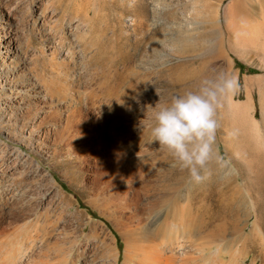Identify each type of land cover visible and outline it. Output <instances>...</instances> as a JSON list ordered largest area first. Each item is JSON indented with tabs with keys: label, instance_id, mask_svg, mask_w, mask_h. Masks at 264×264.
Masks as SVG:
<instances>
[{
	"label": "rangeland",
	"instance_id": "obj_1",
	"mask_svg": "<svg viewBox=\"0 0 264 264\" xmlns=\"http://www.w3.org/2000/svg\"><path fill=\"white\" fill-rule=\"evenodd\" d=\"M39 1L47 0H0V24L8 23L3 36L15 35L20 43L17 56L8 60L2 45L13 39L0 40V84L8 87L4 84L9 75L35 90L21 112L9 107L0 111V260L5 258L3 243L13 247L28 234L35 237L32 222H38L45 226L48 245L62 247L60 264H135L139 232L161 244L173 264L183 263L185 256L190 261L185 264H251L254 258L264 264V0H206L217 7L222 29L226 25L228 32L216 46L204 43L203 28L197 29L193 41L203 45L184 53L174 50L169 39L181 24L202 22L192 0H157L154 27L148 0H60L55 12L45 8L50 0L36 10ZM87 8L95 27L108 25L110 42L115 40L112 31L128 35L132 44L141 39L138 59L122 71L120 80L122 88L134 79L132 74L142 76L136 88L145 114L135 108L107 114L109 106L101 97L99 107L77 104L79 109L65 125L56 113L60 104L43 94L42 86L35 88L43 80L61 82L64 70L73 68L80 73L76 88L81 92L101 82L100 66H88L79 58L62 60L68 42L60 45V39L69 38L75 50L79 47L69 26L74 23V32H80L85 27L80 17ZM138 9L147 14L142 27L136 25ZM131 16L136 17L133 25ZM173 66L200 69L209 78L221 71L234 74L240 88L230 99L249 101L258 123L256 132L249 130L231 110L230 99L226 102L215 143L223 168H212L210 178L200 184L173 167L169 153L151 138L153 115L148 113L157 110L156 103L168 105L162 101L169 83L150 73ZM116 120L124 126L113 149L109 125ZM123 168L130 176L122 174ZM136 192L138 202L132 199ZM169 198L173 207L164 202ZM182 227L194 232L195 243L206 245L202 253L170 250L168 238L181 236ZM17 228L16 236L12 232Z\"/></svg>",
	"mask_w": 264,
	"mask_h": 264
},
{
	"label": "bare ground",
	"instance_id": "obj_2",
	"mask_svg": "<svg viewBox=\"0 0 264 264\" xmlns=\"http://www.w3.org/2000/svg\"><path fill=\"white\" fill-rule=\"evenodd\" d=\"M47 1H39L35 5L36 10H42V6ZM148 1L150 2V7L147 10H149L151 13V20L153 19L154 21L152 27H154L157 25V21L154 20V14H156L158 3L157 0ZM192 3L196 7L200 8L198 14L201 16L202 22H204H201L202 24L200 23L196 26H193V24L198 23L196 21H188L186 24H181L178 34H176L175 36H171L172 39H169L170 42L173 43V47H175L174 50H176L178 53L196 51L201 48L203 43H200L201 41H193L194 38L192 37L193 32L197 29L203 28V31L201 33V39H203L204 43H214L217 44L216 46L221 45L222 34H224V31L228 32V27L226 25L224 29H222L218 9L214 4L206 0H192ZM46 4V9L48 8L52 12H55V10L60 6V0H50ZM234 4L235 3H232V5ZM138 10L140 14H135L138 19L136 17L131 16V18H128L129 24L133 25L135 23L136 18V25H138V27H142L144 23H146L147 25L148 22L145 9ZM203 14H207L208 16L206 20ZM63 15L64 13H62L61 16L59 14L57 18L58 22ZM80 18L85 25V27L80 30V32H74L76 30V26L73 25L74 23L69 26V30L71 34L75 36L76 43L78 44L77 46L79 47L75 50V43L73 44V41L69 38L60 39V45L61 42L64 43L65 40H67L68 42L66 48H63V50H61V52H63L62 60L66 58L69 59L70 57L72 62H76L79 58L82 59V61L79 60L81 63L84 62L88 66H100L99 68H101V73H99V78L101 82L97 83L95 89L91 88L90 90H88L86 88L83 90V92H81L80 90H78V88H76V86L79 84L77 83V81L80 80V73L78 70H75L73 68L71 70H64V79L61 80V82L56 83L52 80L53 83H49L47 82L48 80H43V83L39 81L40 85L38 83L35 88L42 86L44 92L43 94H48L49 97L53 98L54 101L56 100L57 103L60 104V112L58 113V111L56 110V113L58 116H60V118H64L66 123L65 125H68V122H70L71 117L74 113H76L75 111L79 109V107L77 108V104L80 105V103H83L81 105L84 106L85 104V106L87 107L89 103H91L92 105L99 107L100 105L97 104L96 101H98L101 97L104 99V102L107 103V105L109 106L108 109L105 111V113L107 114H120L119 112L126 108H135L138 109L140 114H145L147 108H145L146 106L140 102L141 96L140 94H138L139 92L136 88V86L142 85V76L137 79L135 74H132L134 79L122 88L121 86L123 85L120 80L122 71H128V66L130 62H133L135 58L138 59L141 47V39H135L134 44H132V42H129L128 35H123L120 32L117 33L115 31H112L115 36V40L112 41L111 39L110 42L106 34V30L108 31V25L104 24L102 26L95 27L92 24V16L89 15L88 8L87 12H85L84 14L82 13ZM144 20H146V22H144ZM71 23L72 22H70L69 24ZM204 23L206 24L204 25ZM7 24H0V40L2 39V37L4 39H13V42H11L10 39H6V44L2 45V47L8 51V54L10 56L6 58L10 60L11 57L15 58L17 56L15 54L17 48L20 47V43L13 34V36H11V34L3 36L5 30H7L8 28ZM150 43L152 44V46L156 44L155 36L150 37ZM153 52L155 54L154 50ZM3 61L4 57L0 52V63ZM119 64H123L122 67H118ZM151 69L156 70L157 68ZM151 71L153 72H151L150 74H152L156 80L162 78H166V80H168L169 88L166 91L164 100L162 101L163 104H169L173 95H182L187 91L195 90L203 79L209 78L200 69L190 67L173 66L169 71L159 69L156 71L157 75L154 70ZM15 72L13 74H15ZM5 79L6 83L4 85L8 84L9 86H3L2 82L0 84V111H2L5 107H9V110L21 112L23 108L20 107L32 101L35 90L34 88L30 89L29 87H27L24 82H16L14 79L10 78L9 75H7ZM30 96H32L31 99ZM230 101L231 110L235 112V115H237V117L241 119L242 125L248 127L249 130L253 128L254 130L252 131H255V126L258 123L254 118H252L251 113L249 112L250 102H232L231 99ZM127 103L129 104L127 105ZM153 113L154 110L150 111L148 114L153 115ZM123 126L124 123L122 121L119 122L118 120L109 125L110 133L114 137V143L111 145L113 149L115 143L121 137V131ZM124 167H127V165L125 164ZM219 168H223V165L220 164L213 166V169H215L216 171H218ZM121 172L123 175L127 174L128 176H130V171L128 170V168H123ZM132 199L134 200V202H138L139 198L137 192L132 195ZM164 202L171 207L174 206V200H171V198L165 200ZM32 224L37 226L38 232L36 233L35 237H33V234H28L24 240H22L15 246L13 245V247H9V245L6 246L7 244L3 243V245L5 246V249L3 250V255L5 258L1 257L0 264H60V252H62L63 250L62 247H60L59 244H53L52 246H49L48 242L45 241L46 239L44 240L45 235L47 234L45 226H39L38 222H32ZM136 225V227L141 226L140 219L138 220ZM182 228L184 230L182 229L181 236L176 235L174 236V238H172L171 236L168 238L169 241L167 242V244L170 246V250L180 252L188 248L195 249V252L198 251L202 253L203 249L206 248V245L201 243L202 245L200 246L198 245L199 243H195L193 239L195 235L194 232L192 233L190 229H185V227ZM18 229L19 228L14 229L15 232L13 231L12 233L14 234L18 232ZM41 230H44L45 233L41 234ZM9 234H11V232ZM17 234L18 233H16V236ZM136 240L137 260L135 264H173L171 261H168V258H166V256L162 253L163 246L161 244H156L153 239L143 235L140 232ZM167 244L164 243V245L168 247ZM188 258L189 256H185L183 259V263L181 264L190 262ZM244 263L245 261L243 260L242 264ZM61 264H64V262ZM251 264H257L255 258L252 260Z\"/></svg>",
	"mask_w": 264,
	"mask_h": 264
},
{
	"label": "clouds",
	"instance_id": "obj_3",
	"mask_svg": "<svg viewBox=\"0 0 264 264\" xmlns=\"http://www.w3.org/2000/svg\"><path fill=\"white\" fill-rule=\"evenodd\" d=\"M239 88L234 74L221 71L203 79L195 90L173 95L166 106L156 103L152 142L169 153L173 167L186 171L191 183L205 182L213 166L221 164L215 148L219 113Z\"/></svg>",
	"mask_w": 264,
	"mask_h": 264
}]
</instances>
